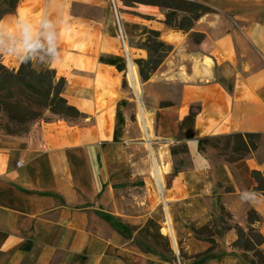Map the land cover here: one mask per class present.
Masks as SVG:
<instances>
[{"label":"crops","instance_id":"0c3cea01","mask_svg":"<svg viewBox=\"0 0 264 264\" xmlns=\"http://www.w3.org/2000/svg\"><path fill=\"white\" fill-rule=\"evenodd\" d=\"M193 1L214 12L189 32L169 28L155 6L140 4L142 20L120 12L124 28L156 30L173 46L147 81L136 60L148 58V51H129L103 1L20 0L15 12L0 20L10 25L19 16L31 21L46 16L56 22L61 62L34 65L64 77L66 99L85 115L81 124L38 122L22 137L0 133V264H259L253 251L234 246L235 229L216 236L213 252L202 255L210 242L187 226L206 225L223 206L248 232L253 209L261 221L252 227L264 237V204L240 200L244 191H254L252 172L264 173V0ZM87 7L103 16L88 15ZM194 33L203 40L194 42ZM2 58L10 68L20 66ZM116 58L125 61L123 71ZM192 107L193 136L185 141L191 163L175 173L171 146L179 143L180 124ZM119 111L125 124L115 140ZM234 133L260 134L263 141L233 163L199 151L201 139ZM157 168L163 177L175 173L164 201L169 231L187 257L173 261L130 244L107 221L125 178L142 177L150 190ZM159 185L163 188V180ZM258 247L264 254V243Z\"/></svg>","mask_w":264,"mask_h":264},{"label":"trees","instance_id":"16d2710c","mask_svg":"<svg viewBox=\"0 0 264 264\" xmlns=\"http://www.w3.org/2000/svg\"><path fill=\"white\" fill-rule=\"evenodd\" d=\"M127 7H134L137 4L155 6L165 10L164 23L174 30L189 32L195 23L205 14L213 13L214 10L207 5L193 0H119ZM20 0H4L6 8L0 10V20L6 15L13 14ZM146 33L152 35L145 42L149 51L146 59H137L139 73L143 81H147L156 72L173 46L160 39V33L156 30L143 27ZM204 35L194 33L193 40L199 43ZM116 66L120 71L125 69V61L116 58ZM67 81L64 77H57L56 71L49 68L38 69L34 63L20 64L15 68H10L3 63L0 57V114L4 116L5 122L0 125V133L8 136L22 137L28 135L32 127L38 122H52L54 120H64L69 123L81 124L85 115L75 106L69 104L64 93ZM126 85V83H125ZM169 103H162L167 106ZM196 107H192L190 114L180 124V136L190 139L193 136L195 125ZM125 124L122 114L117 115V126L115 140L121 133V127ZM117 135V136H116ZM225 145L220 148L216 142L221 137H215L213 143L216 149H220L225 161L233 163L244 159L257 150L259 144L256 140L261 138L256 133H234L224 136ZM211 138L199 141V151H205L206 145ZM188 152V148L185 147ZM176 173V172H175ZM173 173V176L175 175ZM256 181L254 191L264 194V173L259 171L252 172ZM249 227L246 232L241 226L232 222L231 214L223 207H220L218 219H213L206 225L193 227V232L198 239L210 242V248L202 255H210L216 246V236H222L228 230L235 229L238 233V240L234 246L251 250L258 259L259 264H264L263 251L258 247L264 243V237L256 231L252 225L261 221L257 212L253 209L248 212ZM153 220H149L152 224Z\"/></svg>","mask_w":264,"mask_h":264},{"label":"rangeland","instance_id":"374dc122","mask_svg":"<svg viewBox=\"0 0 264 264\" xmlns=\"http://www.w3.org/2000/svg\"><path fill=\"white\" fill-rule=\"evenodd\" d=\"M103 1L107 7L110 17H112L113 24L118 30L121 38L125 40L129 51L132 48L140 47L148 51L145 46V42L152 37L151 34L146 33L143 26L126 25L125 28L121 23L120 12L128 11L134 14L140 20L144 19L145 15L138 9L140 4L134 7H127L119 0H100ZM6 8L4 0H0V10ZM161 11L165 14V10ZM88 15L103 16V11H96L93 7H87L84 9ZM158 14V11H156ZM149 54V51H148ZM5 122L4 116L0 114V125ZM146 140V139H144ZM179 143H173L171 146V156L175 165V172L181 167H188L191 163V158L188 152L185 151L187 140L185 137H181L179 133ZM260 145L263 141L261 137L256 140ZM216 140L212 139L206 145V150L209 151V157L214 160L225 161L220 149H216L213 145ZM220 148H222L226 139L221 137L219 142H216ZM125 170V169H124ZM126 173L130 171L125 170ZM173 173L170 175H164L163 188L159 185L158 179L152 176V184L150 190H146V186L142 184L144 179L142 177L131 176V174L125 178L122 182L123 186H118L116 189V196L118 198L117 203L113 206H109L108 210V224L116 229L119 227L123 232V237L130 244L138 246L140 249L147 253H151L156 257L165 258L173 261L177 257H187L180 246V241L176 238V235H172L169 231V224L167 220L168 208L165 206L164 201V189L172 184ZM112 212V214H111ZM152 215L153 223L149 224V219L145 222H132L131 219L135 217H141L145 220V217ZM220 215V214H219ZM217 216L215 219H218ZM188 228L196 227L194 224L187 226ZM118 229V228H117ZM116 229V230H117ZM174 229V226H173ZM171 235H170V234Z\"/></svg>","mask_w":264,"mask_h":264},{"label":"clouds","instance_id":"9594fccd","mask_svg":"<svg viewBox=\"0 0 264 264\" xmlns=\"http://www.w3.org/2000/svg\"><path fill=\"white\" fill-rule=\"evenodd\" d=\"M0 57L55 67L62 59L56 22L46 16L36 21L19 16L10 25L0 22ZM240 200L258 206L264 204V194L246 190Z\"/></svg>","mask_w":264,"mask_h":264},{"label":"bare ground","instance_id":"6f19581e","mask_svg":"<svg viewBox=\"0 0 264 264\" xmlns=\"http://www.w3.org/2000/svg\"><path fill=\"white\" fill-rule=\"evenodd\" d=\"M133 66V65H132ZM133 69V68H132ZM135 77H137V74H135ZM134 77V78H135ZM139 80V79H138ZM139 83V82H138ZM136 85H138L137 83H136ZM139 86V85H138ZM160 168V167H159ZM159 168H157V170H156V176H157V179H158V181H159V183L160 182H162V180H163V171L161 170V169H159ZM170 231H171V234L173 235V232H172V230L170 229Z\"/></svg>","mask_w":264,"mask_h":264},{"label":"built area","instance_id":"2783aa9c","mask_svg":"<svg viewBox=\"0 0 264 264\" xmlns=\"http://www.w3.org/2000/svg\"><path fill=\"white\" fill-rule=\"evenodd\" d=\"M21 163L19 162L18 165H20Z\"/></svg>","mask_w":264,"mask_h":264}]
</instances>
